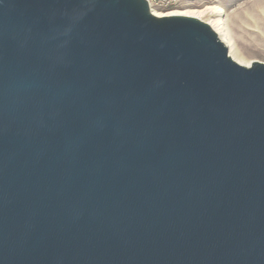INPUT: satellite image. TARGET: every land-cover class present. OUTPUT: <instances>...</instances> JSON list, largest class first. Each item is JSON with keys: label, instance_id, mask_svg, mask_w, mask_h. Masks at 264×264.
Instances as JSON below:
<instances>
[{"label": "water", "instance_id": "95a60500", "mask_svg": "<svg viewBox=\"0 0 264 264\" xmlns=\"http://www.w3.org/2000/svg\"><path fill=\"white\" fill-rule=\"evenodd\" d=\"M0 264H264V62L148 0H0Z\"/></svg>", "mask_w": 264, "mask_h": 264}, {"label": "rangeland", "instance_id": "374dc122", "mask_svg": "<svg viewBox=\"0 0 264 264\" xmlns=\"http://www.w3.org/2000/svg\"><path fill=\"white\" fill-rule=\"evenodd\" d=\"M151 8L159 15L198 10L201 11L199 18L210 24L224 16L233 42L229 49L234 60L264 62V0H172L168 5L159 4ZM216 8H223L225 12L220 13ZM258 12L262 14L258 22L242 17L244 14L255 16Z\"/></svg>", "mask_w": 264, "mask_h": 264}, {"label": "bare ground", "instance_id": "6f19581e", "mask_svg": "<svg viewBox=\"0 0 264 264\" xmlns=\"http://www.w3.org/2000/svg\"><path fill=\"white\" fill-rule=\"evenodd\" d=\"M220 13L225 12V10L223 8H216ZM212 11H215V9H212ZM154 12V11H153ZM155 13V12H154ZM173 14H178V15H189V16H194V17H200L201 15V11L198 10H194V11H177V12H172ZM261 12H258L257 15H253L254 18L256 17L257 19H254L253 16L251 14H244L242 15L243 19L246 20H250L252 22H255V20L258 22V19H260L259 15ZM156 14V13H155ZM156 15H159L158 13ZM168 15H172V14H168ZM210 24V23H209ZM211 27L218 33L220 39L228 46L231 47L233 42H232V38L226 23V19L224 16H221L217 19H215L214 21H212V23L210 24ZM235 44V43H234ZM238 60V59H237ZM244 60V59H243ZM241 64L244 65H250L251 62H244L242 60H238Z\"/></svg>", "mask_w": 264, "mask_h": 264}, {"label": "built area", "instance_id": "2783aa9c", "mask_svg": "<svg viewBox=\"0 0 264 264\" xmlns=\"http://www.w3.org/2000/svg\"><path fill=\"white\" fill-rule=\"evenodd\" d=\"M150 3V6L153 7L154 5H168L172 3V0H148Z\"/></svg>", "mask_w": 264, "mask_h": 264}]
</instances>
